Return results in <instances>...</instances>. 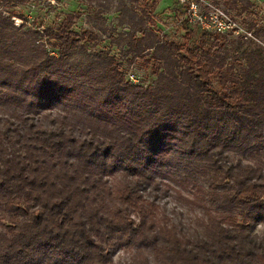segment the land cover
I'll list each match as a JSON object with an SVG mask.
<instances>
[{"label":"trees","instance_id":"16d2710c","mask_svg":"<svg viewBox=\"0 0 264 264\" xmlns=\"http://www.w3.org/2000/svg\"><path fill=\"white\" fill-rule=\"evenodd\" d=\"M78 15L0 8V264H264V17L182 48L132 7L143 84Z\"/></svg>","mask_w":264,"mask_h":264},{"label":"rangeland","instance_id":"374dc122","mask_svg":"<svg viewBox=\"0 0 264 264\" xmlns=\"http://www.w3.org/2000/svg\"><path fill=\"white\" fill-rule=\"evenodd\" d=\"M207 1L221 7L235 18L244 29L251 32V35L248 36H252V29H248L249 24L261 25L263 23L264 0H249L250 4H247L245 9H242L243 4H246L245 0H237V4L234 6H228L226 0ZM132 7L137 11L146 9L159 34L178 41L182 48L188 46L196 49L201 46L206 47L217 34L211 29L199 27L194 22L189 24L186 21L185 12L176 0H54V2L48 0H0V8L4 10V14H7V10L12 8L26 14L25 23L27 25H32L35 22L39 28L56 24L66 13H79L75 18L73 28L78 31L86 28L96 30L100 36L96 47L105 48L115 54L122 61V67L126 68V76L131 81L150 84L155 78L150 67L143 63L141 57L128 65L125 58L121 56V50L126 46L125 40L116 41L114 39V37L124 36L129 30L128 12L132 10ZM204 9L202 7V10ZM122 14L124 19H122ZM13 20L16 25L22 22L18 17H13ZM136 34L139 35L140 32ZM237 36L235 34L226 35V44H235ZM254 40L260 43L259 39L255 38ZM132 74L133 77H131ZM256 230L262 232L264 223H259ZM118 256H124L122 250L114 254L115 259Z\"/></svg>","mask_w":264,"mask_h":264},{"label":"built area","instance_id":"2783aa9c","mask_svg":"<svg viewBox=\"0 0 264 264\" xmlns=\"http://www.w3.org/2000/svg\"><path fill=\"white\" fill-rule=\"evenodd\" d=\"M54 2V0H48ZM186 14V21L217 34L251 35L241 24L221 7L207 0H176ZM202 7L204 10H202ZM133 77V74L131 75Z\"/></svg>","mask_w":264,"mask_h":264}]
</instances>
